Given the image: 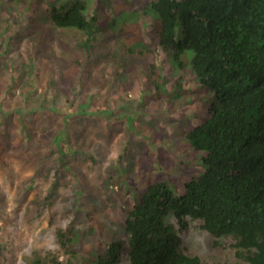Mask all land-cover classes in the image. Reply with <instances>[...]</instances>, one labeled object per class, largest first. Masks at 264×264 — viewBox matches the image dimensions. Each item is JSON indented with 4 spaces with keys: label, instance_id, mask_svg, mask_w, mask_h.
Wrapping results in <instances>:
<instances>
[{
    "label": "trees",
    "instance_id": "trees-1",
    "mask_svg": "<svg viewBox=\"0 0 264 264\" xmlns=\"http://www.w3.org/2000/svg\"><path fill=\"white\" fill-rule=\"evenodd\" d=\"M90 1L2 0L0 27L7 24L20 30L28 20L29 31L25 30L32 64L39 67L38 61L54 48L56 39L65 38L75 41L85 59L73 55L71 62L80 72L65 73L63 88L59 80L58 84L49 81L52 83L45 91L52 89L54 100L45 106L34 98L47 79L34 70L29 72L31 84L27 85L23 70L28 66L21 55L3 58L0 122L18 118L26 131L29 115L47 111L61 125L53 141L63 153L72 140L70 120L90 115L89 104L96 114L107 113L103 119L112 116L114 109H120V115L130 112L127 101L135 95H118V100L114 83L119 80L127 92L142 86L141 92L171 94L169 114L177 123L173 133L178 144L193 153L195 166L204 168L200 176L185 183L179 196L168 178L150 182L124 222L128 240L111 243L105 256L91 264H120L122 250L130 264H203L198 256L180 250L179 233L188 230L190 220L202 221V230L214 238L232 237L234 247L243 252L249 264H264V0H153L151 9L159 18V30L153 27L147 31L139 43L143 49L131 47L123 36H112L113 30L125 36L131 27L121 24L116 29L115 17L109 18L107 31L102 22L103 1L94 0L93 5ZM12 37L16 41L6 43L0 33L4 55L17 51L26 32L22 31L21 38L17 39V34ZM109 41L114 43L105 49L108 55L104 62L92 64L97 50L108 47ZM163 49L169 53L163 54ZM187 51L193 52L190 72L185 69ZM105 63L116 66L118 75L113 69H101ZM97 69L102 76L100 80L97 77L98 83L103 85L99 89H109L115 102H120L109 111L102 94L79 101L84 91L79 90L81 79ZM51 77L56 81L54 73ZM118 117L116 114L115 119ZM124 142L126 150L132 148L129 138ZM124 157L120 154L121 160ZM51 198L49 195L45 200L50 203ZM169 214L178 227L167 221ZM57 238L66 264H75L74 238L64 229H58ZM58 263L59 258L51 253H35L30 261Z\"/></svg>",
    "mask_w": 264,
    "mask_h": 264
},
{
    "label": "rangeland",
    "instance_id": "rangeland-1",
    "mask_svg": "<svg viewBox=\"0 0 264 264\" xmlns=\"http://www.w3.org/2000/svg\"><path fill=\"white\" fill-rule=\"evenodd\" d=\"M102 1L104 27L108 31L111 25L109 18L115 17L116 29H120L121 24L131 27L125 36L118 31L111 32L112 36H123L131 47L143 49L139 43L147 31L153 27L159 30V18L151 9L153 0ZM94 3V0L90 1V5ZM115 10L117 12L114 13ZM26 25L27 19L24 29L17 30V26L8 28L7 24L0 27L6 43L10 39L16 41L12 35L17 34L18 39L23 30L26 32V37L12 54L4 55L0 46V62L3 58L21 55L24 65L28 66L24 73H20H26L27 85L31 84L29 75L34 70L47 79L41 83L35 96L38 98L34 99L38 104L50 106L54 100L53 90L46 93V85L52 83L49 81L58 84L59 80L63 88L65 73L75 75L79 71L71 62L73 55L84 60L85 54L78 51L74 40L56 39L54 48H49L44 60L38 61L39 67L35 66L31 63ZM56 33L59 32L56 30ZM113 43L109 41L108 47L98 49L91 63H103L108 55L105 49ZM162 52L165 55L169 53L166 49ZM192 56V51L184 55L188 72L191 71ZM103 67L115 70V75H118L113 64L105 63L101 69ZM52 73L57 77L56 81L50 80ZM81 76H76L77 81ZM84 76L79 84V90H84L80 93V102L102 94L108 100V111L112 105L120 103L115 102L109 89H99L103 87L98 83L101 71L97 69L92 76ZM114 87L118 90L117 99L118 95L125 98L135 95L127 101L130 112L120 115L123 112L114 109L112 116L103 119L107 113H101L102 116L96 114L93 104H89L91 116L70 120L69 139L72 140L71 144L65 145L63 153L53 141L61 125L54 122L47 111L29 115L31 128L29 126L26 131L18 118L8 117L0 122V264H30L35 253L43 256L51 253L59 258L58 264H66V256L58 243V229L66 230L75 240L77 259L74 263L91 264L98 255L104 254L112 240L124 237L128 213L150 182L168 178L175 195L179 196L184 192L187 181L204 172L202 166H195L193 153L179 145V138L173 133L177 123H173L169 114L171 94L141 92L142 86L127 92L124 82L122 86L119 80ZM116 114L119 116L117 119ZM125 137L133 142L132 148L127 150ZM120 154H125L122 160ZM161 165H164L163 169ZM51 185L55 188L51 189ZM49 195L52 196L50 203L45 200ZM172 216L169 214L167 221L176 224ZM189 222L191 229L182 238V247L204 259L205 264H247L246 256L239 253L231 238L225 237L214 243L212 236L201 230L200 221Z\"/></svg>",
    "mask_w": 264,
    "mask_h": 264
},
{
    "label": "clouds",
    "instance_id": "clouds-1",
    "mask_svg": "<svg viewBox=\"0 0 264 264\" xmlns=\"http://www.w3.org/2000/svg\"><path fill=\"white\" fill-rule=\"evenodd\" d=\"M193 221H194V220H193ZM195 221H200V220H195ZM174 222H175V221H174ZM200 222H201V224H200V228H201L202 221H200ZM172 223H173V221H172ZM174 225H175L176 227H178L177 223H176V224L174 223ZM190 229H191V224L189 223V228H188V230H186V231H184V232H182V233H179L180 238H181V241H180V250H181L183 253H185V254H190V255H193V256H198V255H195V254L191 253L190 251H188L187 247H185V248L182 247V238L185 236L186 233L189 232ZM201 230H202V228H201ZM202 231H204V230H202ZM208 234H209V233H208ZM209 235H210V234H209ZM212 238H213V240H214V243H216V242H215V239L219 240V238H214V237H212ZM227 238H231L233 241H235L232 237H226V239H227ZM124 240H128V235H127L126 232H124V237H118L117 239L112 240L107 246L109 247V245H110L111 243H113V242H116V241H124ZM221 240H223V238H221ZM108 247L106 248V250L108 249ZM236 249H237V248H236ZM106 250H105L104 254H102V255H98V256L96 257L95 260H97L98 257L105 256V254H106ZM123 252H124V250H122V251L119 252V254H120V259H121V261H120L121 263H120V264H124V262H127L128 264H130V261H129L127 258H125V257L123 256ZM198 257H199V256H198ZM199 258L201 259V262H202L203 264H205V263H204V259H202L201 257H199ZM95 260H94V261H95ZM94 261H92V263H93ZM246 261H247V259H246ZM247 264H249L248 261H247Z\"/></svg>",
    "mask_w": 264,
    "mask_h": 264
}]
</instances>
